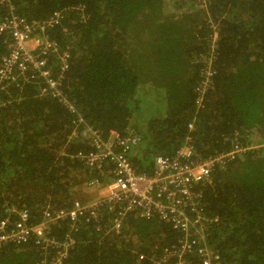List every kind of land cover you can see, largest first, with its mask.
I'll return each mask as SVG.
<instances>
[{"label": "trees", "instance_id": "obj_1", "mask_svg": "<svg viewBox=\"0 0 264 264\" xmlns=\"http://www.w3.org/2000/svg\"><path fill=\"white\" fill-rule=\"evenodd\" d=\"M12 1L33 20L67 9L50 32L72 53L63 89L93 128L139 136L128 154L137 171L151 173L156 155L174 154L186 140L202 157L235 143L257 145L216 163L211 181L198 188L203 212L217 217L208 239L223 264H264V0ZM6 39L0 35V57ZM5 94L0 218L16 206L36 220L46 203L69 206L74 188L96 177L70 156L90 146L69 137L75 115L38 96L35 85L10 86ZM176 237L169 223L129 212L118 231L85 223L64 264H153ZM39 255L31 243L8 244L0 264H34Z\"/></svg>", "mask_w": 264, "mask_h": 264}, {"label": "built area", "instance_id": "obj_2", "mask_svg": "<svg viewBox=\"0 0 264 264\" xmlns=\"http://www.w3.org/2000/svg\"><path fill=\"white\" fill-rule=\"evenodd\" d=\"M0 8L4 10L0 35L7 38L6 52L0 57V108L10 102V96L3 97L10 86L35 85L38 96L56 99L75 115L76 125L69 137L87 141L90 149L70 156L96 172L95 178L81 186L89 189L87 196L80 193L65 207L48 202L36 220H32L28 208L8 207L7 214L0 218V250L8 244L31 243L40 252L34 264H64L76 244V233L85 223L118 231L124 215L137 212L144 218L169 223L177 232L175 242L151 258L153 264H223L208 239L217 217L203 212L198 187L211 181L216 163L257 145L235 143L228 151L202 157L186 140L174 154L156 155L151 173L137 171L128 154L138 146L139 136L93 128L63 89L72 53L50 32L61 24L67 9H55L45 18L33 20L19 14L12 0H0ZM75 9L85 17L81 6ZM216 39L215 33L209 38L208 65L201 80L205 85L213 73L209 60L215 54ZM188 126L193 128L192 123ZM110 218L107 223L105 219ZM56 229L62 230L61 235L55 233Z\"/></svg>", "mask_w": 264, "mask_h": 264}, {"label": "rangeland", "instance_id": "obj_3", "mask_svg": "<svg viewBox=\"0 0 264 264\" xmlns=\"http://www.w3.org/2000/svg\"><path fill=\"white\" fill-rule=\"evenodd\" d=\"M74 190L78 191L79 193L77 194L78 196L80 195V193L84 194L85 196H87L89 194V189L88 188H82V187H76L74 188ZM80 197H84V196H80Z\"/></svg>", "mask_w": 264, "mask_h": 264}]
</instances>
